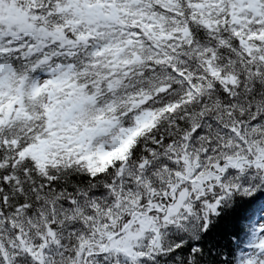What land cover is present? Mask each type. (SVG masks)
Listing matches in <instances>:
<instances>
[{
    "label": "snow or ice",
    "instance_id": "snow-or-ice-1",
    "mask_svg": "<svg viewBox=\"0 0 264 264\" xmlns=\"http://www.w3.org/2000/svg\"><path fill=\"white\" fill-rule=\"evenodd\" d=\"M0 264H264V0H0Z\"/></svg>",
    "mask_w": 264,
    "mask_h": 264
}]
</instances>
